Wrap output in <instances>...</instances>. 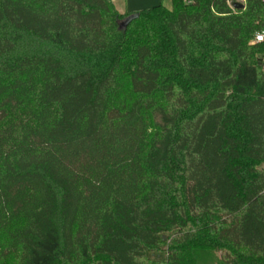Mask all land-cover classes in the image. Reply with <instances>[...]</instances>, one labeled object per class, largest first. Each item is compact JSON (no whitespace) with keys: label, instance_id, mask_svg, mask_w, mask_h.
<instances>
[{"label":"trees","instance_id":"obj_1","mask_svg":"<svg viewBox=\"0 0 264 264\" xmlns=\"http://www.w3.org/2000/svg\"><path fill=\"white\" fill-rule=\"evenodd\" d=\"M0 0V264H264V0Z\"/></svg>","mask_w":264,"mask_h":264},{"label":"crops","instance_id":"obj_2","mask_svg":"<svg viewBox=\"0 0 264 264\" xmlns=\"http://www.w3.org/2000/svg\"><path fill=\"white\" fill-rule=\"evenodd\" d=\"M116 10L124 15L127 13H138L140 11L155 7L166 0H112Z\"/></svg>","mask_w":264,"mask_h":264},{"label":"built area","instance_id":"obj_3","mask_svg":"<svg viewBox=\"0 0 264 264\" xmlns=\"http://www.w3.org/2000/svg\"><path fill=\"white\" fill-rule=\"evenodd\" d=\"M233 3H237V4H245V0H229L228 4L233 8L232 4ZM254 44H260V43H264V30L259 32L256 36H255V40L253 42Z\"/></svg>","mask_w":264,"mask_h":264},{"label":"water","instance_id":"obj_4","mask_svg":"<svg viewBox=\"0 0 264 264\" xmlns=\"http://www.w3.org/2000/svg\"><path fill=\"white\" fill-rule=\"evenodd\" d=\"M232 6H233V8H239V9L245 8V6L243 4H237V3H233Z\"/></svg>","mask_w":264,"mask_h":264},{"label":"rangeland","instance_id":"obj_5","mask_svg":"<svg viewBox=\"0 0 264 264\" xmlns=\"http://www.w3.org/2000/svg\"><path fill=\"white\" fill-rule=\"evenodd\" d=\"M164 4L167 8H171V0H166Z\"/></svg>","mask_w":264,"mask_h":264}]
</instances>
